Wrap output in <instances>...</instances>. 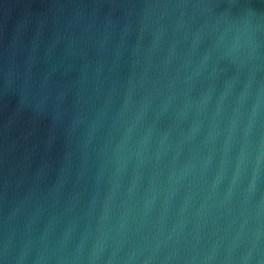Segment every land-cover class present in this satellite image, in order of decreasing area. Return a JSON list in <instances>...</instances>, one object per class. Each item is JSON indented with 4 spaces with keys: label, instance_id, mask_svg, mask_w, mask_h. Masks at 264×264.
Returning <instances> with one entry per match:
<instances>
[{
    "label": "clouds",
    "instance_id": "clouds-1",
    "mask_svg": "<svg viewBox=\"0 0 264 264\" xmlns=\"http://www.w3.org/2000/svg\"><path fill=\"white\" fill-rule=\"evenodd\" d=\"M0 0V264H264V0Z\"/></svg>",
    "mask_w": 264,
    "mask_h": 264
},
{
    "label": "water",
    "instance_id": "water-1",
    "mask_svg": "<svg viewBox=\"0 0 264 264\" xmlns=\"http://www.w3.org/2000/svg\"><path fill=\"white\" fill-rule=\"evenodd\" d=\"M13 3H15L16 7L12 9V14L14 15L16 11H18L19 7L22 5L23 0H13ZM4 20V17L2 14H0V22Z\"/></svg>",
    "mask_w": 264,
    "mask_h": 264
}]
</instances>
